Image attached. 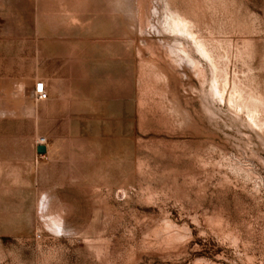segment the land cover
<instances>
[{"label": "rangeland", "instance_id": "rangeland-1", "mask_svg": "<svg viewBox=\"0 0 264 264\" xmlns=\"http://www.w3.org/2000/svg\"><path fill=\"white\" fill-rule=\"evenodd\" d=\"M24 34L73 91L0 119L54 145L0 174V264H264V0H0Z\"/></svg>", "mask_w": 264, "mask_h": 264}, {"label": "crops", "instance_id": "crops-1", "mask_svg": "<svg viewBox=\"0 0 264 264\" xmlns=\"http://www.w3.org/2000/svg\"><path fill=\"white\" fill-rule=\"evenodd\" d=\"M59 40L53 37L37 38L33 48H27L24 35H0V119L8 122L25 121L36 118L42 102L57 100L54 94H67L73 91L67 83L71 77L65 58L58 46ZM71 80V79H70ZM42 81L47 92L45 100L34 96V83ZM36 133L0 134V174L2 179H26L29 173L36 180L43 164L49 163L54 149L53 143L46 142L45 152H37ZM29 141V143H26Z\"/></svg>", "mask_w": 264, "mask_h": 264}, {"label": "bare ground", "instance_id": "bare-ground-1", "mask_svg": "<svg viewBox=\"0 0 264 264\" xmlns=\"http://www.w3.org/2000/svg\"><path fill=\"white\" fill-rule=\"evenodd\" d=\"M174 15H175V13H174ZM185 20L182 17L176 16L173 19V24H172L173 25V28H172L173 31L176 33H179L183 36L188 37L187 39L190 38L193 41V45H195L196 49L199 51L200 55L205 57L207 60H210V63H211L210 65L214 66V64L212 63L213 61H211V57H210L207 49L202 44V42H200L199 38L194 36V33L191 31V28H189V26L187 24L188 22H186Z\"/></svg>", "mask_w": 264, "mask_h": 264}, {"label": "built area", "instance_id": "built-area-1", "mask_svg": "<svg viewBox=\"0 0 264 264\" xmlns=\"http://www.w3.org/2000/svg\"><path fill=\"white\" fill-rule=\"evenodd\" d=\"M34 96L37 100H45L47 97V92L44 88V84L42 81H37L34 83V88H33ZM46 143V139L43 137H40L37 140L38 145H44Z\"/></svg>", "mask_w": 264, "mask_h": 264}, {"label": "water", "instance_id": "water-1", "mask_svg": "<svg viewBox=\"0 0 264 264\" xmlns=\"http://www.w3.org/2000/svg\"><path fill=\"white\" fill-rule=\"evenodd\" d=\"M37 152L38 153H44L45 152V146L44 145H38L37 146Z\"/></svg>", "mask_w": 264, "mask_h": 264}]
</instances>
